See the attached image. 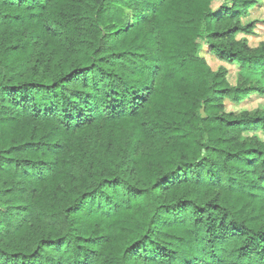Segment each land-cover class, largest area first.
Wrapping results in <instances>:
<instances>
[{
    "label": "trees",
    "instance_id": "trees-1",
    "mask_svg": "<svg viewBox=\"0 0 264 264\" xmlns=\"http://www.w3.org/2000/svg\"><path fill=\"white\" fill-rule=\"evenodd\" d=\"M212 2L0 0V264H264V43Z\"/></svg>",
    "mask_w": 264,
    "mask_h": 264
},
{
    "label": "rangeland",
    "instance_id": "rangeland-1",
    "mask_svg": "<svg viewBox=\"0 0 264 264\" xmlns=\"http://www.w3.org/2000/svg\"><path fill=\"white\" fill-rule=\"evenodd\" d=\"M254 6L250 12L242 17L241 23L244 27H251V35L240 33L237 40L246 39L249 47L257 48L260 44L264 43V0H253ZM224 5V0H213L212 9L218 11ZM201 52L200 55L206 60L211 69L216 72L220 68H224L228 72V82L235 86L239 74V67L237 65H230L221 62L215 56L211 55L208 51L205 41L200 42ZM264 85V81H263ZM264 109V96L253 95L241 105H234L226 102V111L228 113L239 114L244 111L252 112L255 110ZM260 141L264 142V133L258 132L256 135Z\"/></svg>",
    "mask_w": 264,
    "mask_h": 264
}]
</instances>
